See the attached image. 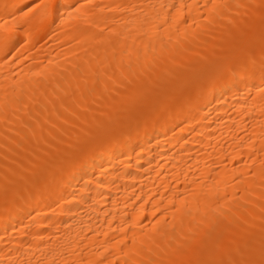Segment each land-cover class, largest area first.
<instances>
[{
	"label": "bare ground",
	"instance_id": "1",
	"mask_svg": "<svg viewBox=\"0 0 264 264\" xmlns=\"http://www.w3.org/2000/svg\"><path fill=\"white\" fill-rule=\"evenodd\" d=\"M263 253L264 0H0V264Z\"/></svg>",
	"mask_w": 264,
	"mask_h": 264
},
{
	"label": "rangeland",
	"instance_id": "2",
	"mask_svg": "<svg viewBox=\"0 0 264 264\" xmlns=\"http://www.w3.org/2000/svg\"><path fill=\"white\" fill-rule=\"evenodd\" d=\"M263 254H264V253H263ZM263 254H262V255H263ZM262 255H261L262 258H261V260H260V261H261V262H260L261 264L264 263V260H263V259H264V255H263V256H262ZM214 262H215V260L213 259V261H211V264H218V262H217V263H214Z\"/></svg>",
	"mask_w": 264,
	"mask_h": 264
}]
</instances>
